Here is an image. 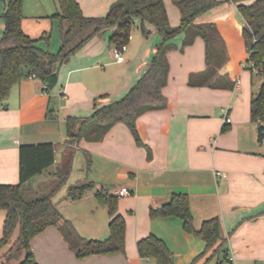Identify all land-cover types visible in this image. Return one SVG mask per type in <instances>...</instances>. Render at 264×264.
<instances>
[{
	"label": "crops",
	"instance_id": "0c3cea01",
	"mask_svg": "<svg viewBox=\"0 0 264 264\" xmlns=\"http://www.w3.org/2000/svg\"><path fill=\"white\" fill-rule=\"evenodd\" d=\"M77 1L84 16H103L116 0ZM163 3L169 24L177 26L180 12L174 0ZM3 10L4 0H0V39ZM57 10L54 0H23L22 30L34 39L49 34L48 43L40 39L36 45L52 53L61 46L59 21L49 17ZM194 22H213L217 27L225 45V61L218 73L226 74L233 86L189 85V75L205 69V45L197 36L181 49L184 33L177 34L167 52L169 70L162 88L166 105L147 110L135 122L141 140L151 150L150 159L122 122L115 123L99 141L82 137L71 143L65 131L67 116H89L94 99L98 105L119 99L148 68L162 40L149 25L148 35L141 33L137 23L133 26L123 61L117 62L111 53L113 28H108L59 65L51 90L45 91L37 76L27 75L0 100V183L18 182L20 145L52 143L53 164L29 180L25 196L50 193L65 176L53 192V202L82 237L96 240L108 237L110 219L96 192L116 195L120 187L129 190L118 196L117 205L125 218L123 253L77 258L57 226L50 225L30 240L38 264H156L140 257L136 248L137 241L150 233L172 251L173 264H216V255L207 258L220 241L194 260L204 249L202 239L186 232L175 216H149L150 208L167 202L174 193L187 194L195 228L205 219L219 218L230 259L222 264H264V139L257 140V123L250 116V101L261 82H255L257 74L246 64L244 19L235 3L221 0ZM74 168L81 174L75 184L91 181L93 187L79 199L68 200L60 192ZM215 171L221 175L216 177ZM5 216L6 211L0 209V237Z\"/></svg>",
	"mask_w": 264,
	"mask_h": 264
},
{
	"label": "trees",
	"instance_id": "16d2710c",
	"mask_svg": "<svg viewBox=\"0 0 264 264\" xmlns=\"http://www.w3.org/2000/svg\"><path fill=\"white\" fill-rule=\"evenodd\" d=\"M57 12L50 15L59 21L61 46L55 53L36 45L40 39L49 42V34L43 33L34 39L21 28L23 0H4L1 17L4 31L0 39V100L9 94L13 85L30 74H35L44 84L45 91L57 83L60 64L80 49L95 34L113 28L109 42L112 45L127 44L136 24L143 35H148V25L157 30L162 40L156 45L148 68L119 99L98 105L93 102L89 116H67L65 131L71 143L82 137L88 141H99L117 122L124 123L131 131L135 143L146 150L147 159L151 150L136 129V119L147 110L161 109L166 105L162 88L167 82L169 63L167 52L173 47L171 40L184 33L181 49L190 45L195 37L203 39L205 45V69L189 75L188 84L230 89L233 83L226 74L219 75L218 68L225 61L223 38L213 22L196 24L195 19L217 6L221 0H174L180 12V22L171 26L168 22L163 0H116L103 16H84L77 0H54ZM236 4L244 19L242 36L247 48L246 64L252 73L264 76V0H227ZM103 95H100L102 97ZM250 116L257 123V140L264 139V81L250 101ZM225 125V124H224ZM223 125V130L226 126ZM54 162L52 143L22 144L18 148V182L0 183V209L6 211L0 237V264H38L30 247V240L46 227L56 225L77 258L90 255H113L125 251V218L117 210L118 196L98 191L97 201L107 207L109 235L103 240L85 239L70 220L62 217L53 202V192L63 184L60 177L53 191L34 198H25L29 180L45 171ZM93 187L91 181L80 182L68 188V200L79 199ZM149 216H175L183 229L205 242L204 249L194 260L204 256L214 245H219L207 258L217 256L216 264L229 262L228 249L222 238L217 216L202 221L195 228L185 193H174L169 200L156 208H150ZM16 237L7 247L13 234ZM140 257L153 259L156 264H173V253L165 242L150 233L136 243Z\"/></svg>",
	"mask_w": 264,
	"mask_h": 264
},
{
	"label": "built area",
	"instance_id": "2783aa9c",
	"mask_svg": "<svg viewBox=\"0 0 264 264\" xmlns=\"http://www.w3.org/2000/svg\"><path fill=\"white\" fill-rule=\"evenodd\" d=\"M127 49V44L123 43V44H120V45H113L111 47V53L114 57V59L117 61V62H121L123 61L124 59V52L126 51ZM30 77H36L35 74H30ZM42 87L43 89L45 88V84L42 83ZM228 122V118H225L224 119V123H227ZM214 175L217 177V176H220L221 173L218 172V171H215L214 172ZM129 193V190L127 187H120L117 191H116V195L117 196H124V195H127Z\"/></svg>",
	"mask_w": 264,
	"mask_h": 264
},
{
	"label": "rangeland",
	"instance_id": "374dc122",
	"mask_svg": "<svg viewBox=\"0 0 264 264\" xmlns=\"http://www.w3.org/2000/svg\"><path fill=\"white\" fill-rule=\"evenodd\" d=\"M254 79H255V82L256 83H260V82H263L264 81V76L263 75H257V76H255L254 77ZM67 153L68 154H72V152H70V151H67ZM76 156H79V154L77 153L76 154ZM77 165V160L75 161V166ZM77 167V166H76ZM80 172L79 171H77V170H75V168H74V173H73V175L72 176H70L69 177V179H68V181H67V183H66V185H64L63 187H62V189H64V191L62 190L61 192H60V194H67V191H68V188L70 187V186H72V185H74L75 184V182L78 180V178H80ZM59 194V195H60ZM25 198H26V196H25ZM13 240H14V237H12L11 238V240L9 241V244L7 245V247L8 246H10V244L13 242ZM2 251V252H1ZM0 251V255L3 253V250H1ZM0 261H2V259L0 258ZM213 262H210V263H208V264H212Z\"/></svg>",
	"mask_w": 264,
	"mask_h": 264
}]
</instances>
